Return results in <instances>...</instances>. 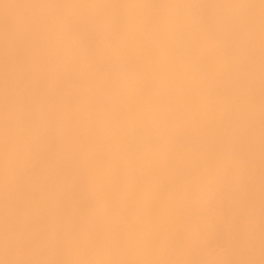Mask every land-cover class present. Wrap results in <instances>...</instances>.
<instances>
[{
	"label": "snow or ice",
	"instance_id": "1",
	"mask_svg": "<svg viewBox=\"0 0 264 264\" xmlns=\"http://www.w3.org/2000/svg\"><path fill=\"white\" fill-rule=\"evenodd\" d=\"M0 264H264V0H0Z\"/></svg>",
	"mask_w": 264,
	"mask_h": 264
}]
</instances>
